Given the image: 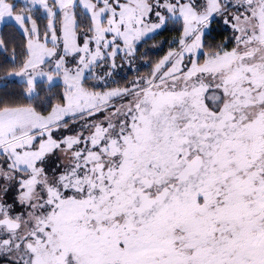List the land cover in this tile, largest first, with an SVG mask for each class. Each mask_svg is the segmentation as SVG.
Returning <instances> with one entry per match:
<instances>
[{"label": "snow or ice", "instance_id": "1", "mask_svg": "<svg viewBox=\"0 0 264 264\" xmlns=\"http://www.w3.org/2000/svg\"><path fill=\"white\" fill-rule=\"evenodd\" d=\"M0 54V264H264V0H0Z\"/></svg>", "mask_w": 264, "mask_h": 264}, {"label": "trees", "instance_id": "2", "mask_svg": "<svg viewBox=\"0 0 264 264\" xmlns=\"http://www.w3.org/2000/svg\"><path fill=\"white\" fill-rule=\"evenodd\" d=\"M156 39H157V40H160L161 37H156ZM148 44H149V47H150V46H151V41H149ZM2 55H3V54H0V56H2ZM149 55H154V54H153V53H149ZM122 74H123V70H122ZM128 75L131 76L132 73L129 71Z\"/></svg>", "mask_w": 264, "mask_h": 264}]
</instances>
